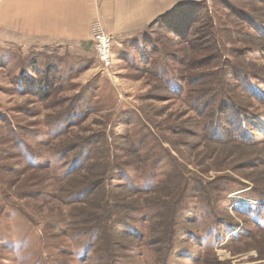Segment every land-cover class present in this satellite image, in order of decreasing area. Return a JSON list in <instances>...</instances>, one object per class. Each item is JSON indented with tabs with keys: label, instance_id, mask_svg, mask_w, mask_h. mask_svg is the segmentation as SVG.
Here are the masks:
<instances>
[{
	"label": "rangeland",
	"instance_id": "1",
	"mask_svg": "<svg viewBox=\"0 0 264 264\" xmlns=\"http://www.w3.org/2000/svg\"><path fill=\"white\" fill-rule=\"evenodd\" d=\"M201 1L226 60L206 81L163 28L106 69L0 43V264H264V25L224 7L264 1Z\"/></svg>",
	"mask_w": 264,
	"mask_h": 264
},
{
	"label": "crops",
	"instance_id": "2",
	"mask_svg": "<svg viewBox=\"0 0 264 264\" xmlns=\"http://www.w3.org/2000/svg\"><path fill=\"white\" fill-rule=\"evenodd\" d=\"M198 1L0 0V43L7 42L18 52H95L91 24L98 20L113 44L125 52L135 46L131 39L157 17Z\"/></svg>",
	"mask_w": 264,
	"mask_h": 264
},
{
	"label": "trees",
	"instance_id": "3",
	"mask_svg": "<svg viewBox=\"0 0 264 264\" xmlns=\"http://www.w3.org/2000/svg\"><path fill=\"white\" fill-rule=\"evenodd\" d=\"M263 1L264 0H261V2ZM222 2H226V1H222ZM224 7L225 9H228L229 12L227 15L229 16L235 17L237 19L239 18L243 19V17L248 15V17L251 18L252 21L255 22L254 23L255 25H258L260 23L264 25V22L260 21L259 17L258 18L255 16L253 17L252 15L248 14V12H246L244 9L235 6V4H233L232 2L228 1L224 3ZM257 11L259 12L260 10H258L257 8ZM217 24H218V20L216 22L215 12L214 13L212 12L211 7L208 4V2L199 1V2H192V3H184V4L176 6L170 11H167L164 14L157 17L154 21H152L150 24L146 26L142 35L144 36L145 34L147 37L149 35L151 36V34L158 35L157 30H160L162 28L167 29L166 33H169V31L172 32L176 38H180L182 46L184 45L183 46L184 52H190L191 54H193L194 58H192L191 60V62H193L192 64H195L196 62L197 67H199L198 65H200V63L197 61H199L200 57L207 58V63L209 67H211V71L203 75L201 74L197 76L193 75L192 78H190L191 82L192 81L194 82L197 80L206 81L210 79L211 77L214 78V76L217 75V72H215L216 71L215 68L221 65L222 61L226 62V60H224V58L221 57L222 54L220 52H222V49L221 51L217 50L221 45V41L217 35V28H218ZM262 33L264 35V32ZM229 42L233 43V40L229 38ZM171 43L172 42L169 40V38H167L166 44L170 45ZM191 62H189L187 57H183L181 59V63L183 65L186 64V66H188V63H191ZM206 67H208L207 64H206ZM226 75H227L226 76L227 78L236 77L237 71L233 69L229 71V73L227 72ZM250 76H251L250 74L248 75L246 73L245 76L242 75L241 80L249 81L251 80ZM219 78H220V83H223L222 81L227 83L226 78H224V76L221 75ZM243 84L244 83L242 82V85ZM212 94H215V93H212ZM217 135L218 137L220 136L221 138L224 137L223 136L224 134H222V132H218ZM244 136L245 135L243 134V132L239 134V137L237 135V137L242 142H247L250 140V137L248 136L244 137ZM90 187L91 188H89L88 190L86 189L87 192L93 189L92 186ZM108 212H110L109 209H108ZM97 215L98 216L97 218H95V220L97 219L99 220L101 218V215L99 214Z\"/></svg>",
	"mask_w": 264,
	"mask_h": 264
},
{
	"label": "built area",
	"instance_id": "4",
	"mask_svg": "<svg viewBox=\"0 0 264 264\" xmlns=\"http://www.w3.org/2000/svg\"><path fill=\"white\" fill-rule=\"evenodd\" d=\"M92 42L97 59L103 68H108L113 62V38L107 33L100 21L91 24Z\"/></svg>",
	"mask_w": 264,
	"mask_h": 264
}]
</instances>
